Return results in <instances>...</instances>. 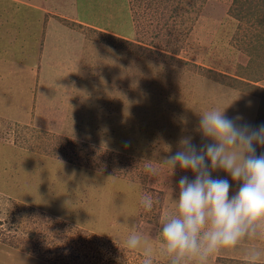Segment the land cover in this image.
<instances>
[{
  "label": "rangeland",
  "instance_id": "1",
  "mask_svg": "<svg viewBox=\"0 0 264 264\" xmlns=\"http://www.w3.org/2000/svg\"><path fill=\"white\" fill-rule=\"evenodd\" d=\"M0 17L22 33L0 48V264H142L128 234L159 243L193 178L168 147L210 142L214 106L264 123V0H0Z\"/></svg>",
  "mask_w": 264,
  "mask_h": 264
},
{
  "label": "clouds",
  "instance_id": "2",
  "mask_svg": "<svg viewBox=\"0 0 264 264\" xmlns=\"http://www.w3.org/2000/svg\"><path fill=\"white\" fill-rule=\"evenodd\" d=\"M226 109L211 107L200 114L196 131L203 141L181 136L177 150L163 157L161 164L171 170L190 171L193 178L181 176L178 194L172 203L175 212L166 215L159 229V243L131 231L124 245L138 252L142 264H208L222 250L245 247L244 264H264V123H241V115L229 117ZM222 171L238 190L230 195L228 178H214ZM155 168L146 167L149 175ZM142 206L151 212L154 201L143 197Z\"/></svg>",
  "mask_w": 264,
  "mask_h": 264
},
{
  "label": "crops",
  "instance_id": "3",
  "mask_svg": "<svg viewBox=\"0 0 264 264\" xmlns=\"http://www.w3.org/2000/svg\"><path fill=\"white\" fill-rule=\"evenodd\" d=\"M16 22L15 18H3L0 17V48L1 46H4V43L6 44V38L9 43V50L13 49V42H17L19 40L21 33V29L19 26H14V23ZM19 54V51H17ZM1 55V54H0ZM3 62H0V65ZM14 62L12 61L11 64ZM4 64V63H3ZM8 66V62L5 63ZM13 66H11L12 69Z\"/></svg>",
  "mask_w": 264,
  "mask_h": 264
}]
</instances>
